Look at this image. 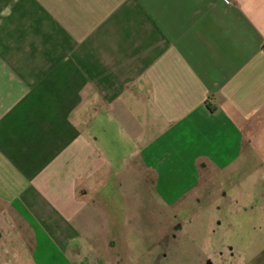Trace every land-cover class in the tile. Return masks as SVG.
<instances>
[{
  "label": "crops",
  "instance_id": "obj_1",
  "mask_svg": "<svg viewBox=\"0 0 264 264\" xmlns=\"http://www.w3.org/2000/svg\"><path fill=\"white\" fill-rule=\"evenodd\" d=\"M230 1L0 0V264H110L161 207L255 211L220 180L264 132V0Z\"/></svg>",
  "mask_w": 264,
  "mask_h": 264
},
{
  "label": "rangeland",
  "instance_id": "obj_2",
  "mask_svg": "<svg viewBox=\"0 0 264 264\" xmlns=\"http://www.w3.org/2000/svg\"><path fill=\"white\" fill-rule=\"evenodd\" d=\"M256 137L260 142L244 150L245 164L240 172V177L251 178L240 180L238 187L234 180V185L228 179L220 180L227 189L256 192L254 212L242 209L235 215L230 205L222 212L216 203L202 204L198 209L161 207L160 216L153 222L128 224V231L132 229L138 235L121 236L116 253L119 257L114 259L110 254L109 263L264 264V132ZM127 242H131L129 248Z\"/></svg>",
  "mask_w": 264,
  "mask_h": 264
},
{
  "label": "built area",
  "instance_id": "obj_3",
  "mask_svg": "<svg viewBox=\"0 0 264 264\" xmlns=\"http://www.w3.org/2000/svg\"><path fill=\"white\" fill-rule=\"evenodd\" d=\"M226 2V4H231L230 0H224Z\"/></svg>",
  "mask_w": 264,
  "mask_h": 264
}]
</instances>
